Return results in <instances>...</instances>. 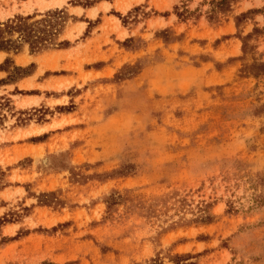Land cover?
I'll return each instance as SVG.
<instances>
[{
    "label": "rangeland",
    "instance_id": "obj_1",
    "mask_svg": "<svg viewBox=\"0 0 264 264\" xmlns=\"http://www.w3.org/2000/svg\"><path fill=\"white\" fill-rule=\"evenodd\" d=\"M210 1L0 0L71 16L69 47L0 52L35 65L0 85V264H264V36L237 37L264 16L233 18L264 0Z\"/></svg>",
    "mask_w": 264,
    "mask_h": 264
},
{
    "label": "trees",
    "instance_id": "obj_2",
    "mask_svg": "<svg viewBox=\"0 0 264 264\" xmlns=\"http://www.w3.org/2000/svg\"><path fill=\"white\" fill-rule=\"evenodd\" d=\"M236 1L237 0H211L210 8L207 11L208 20L210 22H220L223 16L234 12L233 4ZM258 14H262L264 16V5L260 8H250L246 11L235 14L233 18L236 27L240 28L249 20H254L255 16ZM178 15L181 17L184 14L179 13ZM70 17L71 16L65 9H55L48 11L45 13L44 17L40 19L34 20L35 16L31 15H16L14 18L0 22V52L17 54L21 51L25 44L29 46L32 53L43 52L53 48H67L71 45V41L68 39L60 41L59 38L64 33L66 24ZM120 18L124 22L126 16H122L120 14ZM89 24L87 32L93 22L90 21ZM168 32V30H164L162 32L163 37H165V41L168 40V37L164 35H167ZM260 36H264V25L260 26L258 22L254 23L252 31L247 34H242L241 32L237 34V37L240 38L243 43L242 49L244 53H247L252 47L251 40L254 37L257 38ZM9 63H13V61L10 57H7L4 63L0 65V70L8 73L6 78L0 79V85L16 82L31 75L33 72L32 68L35 66L34 64H30L29 66H19L13 64L11 68H9ZM0 104L1 108L3 104ZM45 195L47 196L48 194ZM43 203L46 204V201ZM203 211L206 214L200 216V219L204 222H210L212 216L206 208H204ZM9 221L10 220L6 216L0 218V224ZM189 256L190 254H176L172 260H174L176 264H182L183 260H186Z\"/></svg>",
    "mask_w": 264,
    "mask_h": 264
}]
</instances>
